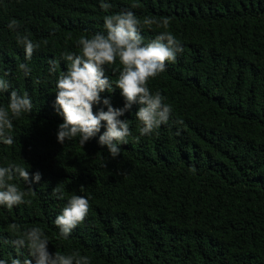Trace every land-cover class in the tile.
I'll return each instance as SVG.
<instances>
[{
	"label": "trees",
	"instance_id": "16d2710c",
	"mask_svg": "<svg viewBox=\"0 0 264 264\" xmlns=\"http://www.w3.org/2000/svg\"><path fill=\"white\" fill-rule=\"evenodd\" d=\"M100 2L0 0V78L33 103L30 114L13 120L15 142L0 143V167L15 163L28 166L30 177L42 174L31 186L35 195L25 197L31 203L0 206V260L28 258L12 244L8 226L16 223L41 228L50 253L78 251L91 264H264V0H107V12ZM120 11L167 18V29H141L144 42L169 31L183 51L148 81L172 109L168 123L140 135L134 105L120 118L130 121L132 135L112 159L97 143L103 127L83 148L79 138L57 143L58 73L48 69L55 59L64 70L62 54L78 53L79 37L103 32L104 16ZM13 19L16 30L8 26ZM17 32L41 45L29 61ZM119 68L118 61L105 66V74L115 81ZM8 94L0 93V107ZM104 98L123 107L119 90ZM73 194L87 198L90 210L63 239L54 220Z\"/></svg>",
	"mask_w": 264,
	"mask_h": 264
},
{
	"label": "clouds",
	"instance_id": "9594fccd",
	"mask_svg": "<svg viewBox=\"0 0 264 264\" xmlns=\"http://www.w3.org/2000/svg\"><path fill=\"white\" fill-rule=\"evenodd\" d=\"M100 8L107 12L111 4L107 0H101ZM152 25L167 29L169 20L155 17L141 19L132 11L105 15L103 32H96L90 37L81 35L76 41L79 52L62 54V59L66 61L64 70L58 72L59 61H49V73H58L54 109L63 120L57 128V143L64 144L65 141L79 138V145L83 148L103 127L104 131L97 143L107 149L110 158L115 159L121 153L120 145L126 144L132 135L130 121L120 118L130 112L134 105L138 106L134 116L140 123V135H150L168 123L172 109L165 103L166 98L160 92L153 93L149 89L148 81L164 72L168 63H175L177 55L183 49L180 41L169 31H162L145 43L141 29ZM8 26L16 30L20 23L13 19ZM16 42L23 46L25 61L31 60L33 53L41 46L28 35L19 32L16 34ZM43 43L47 44L48 41ZM117 61L120 66L119 74L112 81L105 74V66L114 65ZM19 69L25 77L31 73L27 63H21ZM7 75L8 72H5L4 76ZM36 82L39 83L38 80ZM9 87L8 80L0 78V93H9L7 105L0 107V143L8 146L15 142L12 135L13 120L19 119L22 114H30L33 108L27 93L21 95L15 90L9 92ZM116 90H119L123 100L122 108L112 107L109 98L101 99L102 93L111 94ZM97 105L102 107L94 112ZM177 123L182 124L183 121ZM41 178L39 171L30 177L28 166L10 163L6 167H0V206L12 209L17 205L31 203L25 197L29 193L35 195L31 186L37 185ZM16 180H22L29 188L22 190L14 182ZM57 193L59 199H64L59 187L53 189V194ZM89 210L87 198L71 195L54 220L59 237L67 239L85 220ZM8 228L16 235L12 244L17 248H26L28 252V258L23 261L13 258L11 264H91L90 258L78 251L67 255L50 253L48 237L39 227L22 229L20 225L12 223ZM0 264L6 262L0 260Z\"/></svg>",
	"mask_w": 264,
	"mask_h": 264
}]
</instances>
